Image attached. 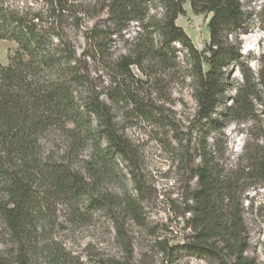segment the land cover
Here are the masks:
<instances>
[{
    "label": "rangeland",
    "instance_id": "374dc122",
    "mask_svg": "<svg viewBox=\"0 0 264 264\" xmlns=\"http://www.w3.org/2000/svg\"><path fill=\"white\" fill-rule=\"evenodd\" d=\"M70 1L84 16L82 25L71 31L77 55H82L84 30L101 26L107 15L100 10L102 0ZM239 2L242 27L228 35L239 55L225 68L224 90L208 119L197 116L196 64L178 42L165 63L147 54L139 66L130 65V74L118 67L119 57L134 54L138 44L157 46L159 34L152 25L162 18L163 9L156 3H149L144 20L130 21L109 37L103 53L88 59V81L80 94L106 101L131 152L128 158L112 151L103 155L87 145L71 158L92 190L74 200L50 198L43 204L46 218L38 223L40 242L31 264H52L49 246L83 264H230L215 231L203 235L202 249L194 247L191 198L203 156L239 196L235 203L245 227L246 261L264 264V181L249 179L245 168L262 145L264 131V0ZM183 8L176 25L198 51L206 50L211 13H195L189 1ZM15 49V42L0 41V62L6 65ZM202 67L207 69L205 63ZM244 89L254 96L253 114L234 119L227 107ZM89 121L93 128L98 125L93 115ZM98 140L101 147L106 145ZM90 154L94 170L103 168V174H87L84 161ZM11 247L0 219V250Z\"/></svg>",
    "mask_w": 264,
    "mask_h": 264
},
{
    "label": "trees",
    "instance_id": "16d2710c",
    "mask_svg": "<svg viewBox=\"0 0 264 264\" xmlns=\"http://www.w3.org/2000/svg\"><path fill=\"white\" fill-rule=\"evenodd\" d=\"M186 1L195 13H211L206 50L198 51L175 23ZM149 3L163 9L162 18L152 25L159 34L158 44H138L134 54L119 57V69L130 74V65L139 66L147 54L165 63L178 42L196 64L197 116L210 118L224 90L225 68L239 55L228 41V35L242 27L239 0H102L100 10L107 18L101 26L84 30L82 55H77L71 31L82 25L84 16L70 0H0V41L16 43L9 62H0V219L12 244L10 251L0 250V264L32 263L40 242L38 223L46 218L43 204L50 198L74 200L90 193L86 175L72 167L73 156L91 145L103 155L112 151L129 157L131 145L113 124L109 105L99 96H81L80 90L87 85L88 59L103 53L109 37L130 21L144 20ZM252 99L253 94L244 89L227 110L234 119L251 118ZM261 114L264 120V108ZM91 115L98 120L94 128ZM261 137L262 145L245 168L249 179L264 181V131ZM93 158L90 154L84 161L90 177L103 174V168L94 170ZM196 176L191 198L194 247L202 249L203 235L215 231L232 259L230 264H250L244 256L245 227L235 203L239 196L231 182L220 178L206 156ZM47 256L52 264H83L56 246H49Z\"/></svg>",
    "mask_w": 264,
    "mask_h": 264
}]
</instances>
